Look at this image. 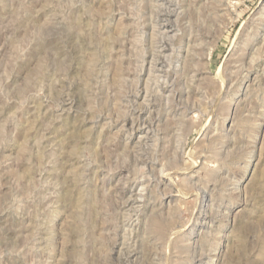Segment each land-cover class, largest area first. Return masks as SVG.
<instances>
[{
  "label": "rangeland",
  "instance_id": "obj_1",
  "mask_svg": "<svg viewBox=\"0 0 264 264\" xmlns=\"http://www.w3.org/2000/svg\"><path fill=\"white\" fill-rule=\"evenodd\" d=\"M0 264H264V0H0Z\"/></svg>",
  "mask_w": 264,
  "mask_h": 264
},
{
  "label": "bare ground",
  "instance_id": "obj_2",
  "mask_svg": "<svg viewBox=\"0 0 264 264\" xmlns=\"http://www.w3.org/2000/svg\"><path fill=\"white\" fill-rule=\"evenodd\" d=\"M162 42V41H161ZM167 45V44H166ZM172 72V71H171Z\"/></svg>",
  "mask_w": 264,
  "mask_h": 264
}]
</instances>
